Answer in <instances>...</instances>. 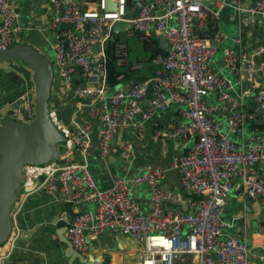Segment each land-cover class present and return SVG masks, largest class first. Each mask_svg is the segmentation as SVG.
Masks as SVG:
<instances>
[{
	"label": "built area",
	"instance_id": "1",
	"mask_svg": "<svg viewBox=\"0 0 264 264\" xmlns=\"http://www.w3.org/2000/svg\"><path fill=\"white\" fill-rule=\"evenodd\" d=\"M140 1L138 14L127 19L129 27L124 31L129 30V37L163 38L165 53L151 59L161 68L152 80L135 81L112 91L106 51L115 24L134 10L133 1L48 0L54 10L49 20L55 32L54 76L73 87L78 108L87 114L85 120L72 118L67 123L54 111H49V117L66 138L68 152L62 158L69 160V153L77 151L82 161L61 164L60 158L44 167L24 166L21 193L10 213L11 231L0 246V264L11 256L23 235L13 208L37 189L49 195L71 189L74 201L95 205L94 210L74 214L66 228L68 243L81 254L87 250L89 236L115 231L132 236L141 245L137 264H182L187 259L191 264L248 263L246 244L238 235L226 233L230 226L223 211L230 192L237 189L246 198L259 201L264 222V134L249 133L246 148L234 141L233 136L244 134L246 113L230 94L227 78L211 69L217 52L212 40L222 34L210 30L208 21L216 19L222 8L233 6L249 22H259L263 37L252 51L261 58L260 64H254L248 51L236 49L224 55L223 63L236 69L239 64L250 75L249 88L255 91L259 108L264 109V0L245 6L240 5L241 0ZM18 19L16 4L0 0V52L22 43L15 29ZM234 42L239 46L241 39L236 37ZM115 56L117 65L127 64V44L117 42ZM75 74L78 80L72 79ZM211 94L215 95L213 105L207 103ZM143 100L146 105L141 104ZM33 102L31 88L14 100L8 117L28 122L34 115ZM172 105L180 107L181 120L157 135L192 142L186 152L172 159L179 190L162 187L159 168L114 176L109 185L100 188L88 168L91 153L107 157L120 132L131 126L141 131L153 113ZM137 118L140 123L135 122ZM93 123L99 125L97 139L93 138ZM120 149L127 159L134 157L130 140L120 141ZM140 185L148 190L147 211L131 193ZM180 202L186 203L187 212L167 206Z\"/></svg>",
	"mask_w": 264,
	"mask_h": 264
},
{
	"label": "crops",
	"instance_id": "2",
	"mask_svg": "<svg viewBox=\"0 0 264 264\" xmlns=\"http://www.w3.org/2000/svg\"><path fill=\"white\" fill-rule=\"evenodd\" d=\"M19 12L16 22V34L22 38V44H29L53 62L52 42L55 32L49 27L54 10L48 0H11ZM253 0H241L240 5H251ZM216 26L222 34L220 39H213L217 52L211 62V69L225 76L232 86L230 94L238 99L246 113L243 121L244 134L233 136L239 147L246 148L247 135L252 132L264 134V109H260L255 98V91L249 88L250 75L237 64L236 68L226 67L224 55L232 50H246L255 65L261 58L252 51L262 40L263 33L259 22H249L236 7L226 6L216 17ZM241 39L235 45L234 39ZM158 45L148 48L165 53L166 47L160 44L161 38H155ZM153 39V40H154ZM152 40V41H153ZM161 66L152 62L149 65H133L132 71L123 73L118 87H126L137 80H152L155 71ZM145 70L142 77H132L131 73ZM256 78L258 76L256 75ZM259 80V78H258ZM33 89L32 72L19 61L0 63V120L8 117L14 100L24 91ZM209 105L215 104V95L207 96ZM146 105V101L141 102ZM49 111H54L61 122L67 123L72 118L85 120L87 114L78 108V99L73 87L55 77L52 82ZM75 111H78L75 114ZM180 107L170 106L165 111H156L146 120L141 131L133 126L123 130L112 144V151L107 157H100L95 151L88 157V168L100 188L109 185L114 176H130L146 169L162 170L161 185L165 189L179 190V176L172 159L175 155L186 152L191 141L175 140L158 136L157 133L170 129L181 120ZM136 123H140L139 118ZM93 138L97 139L99 125L93 123ZM225 128V127H224ZM127 139L134 145V157L127 159L120 149V141ZM81 162L79 152L71 151L69 160L61 158L59 162ZM264 178V169H261ZM133 198L144 211L148 210V190L144 185L135 186L131 190ZM72 190L58 191L49 195L43 189L31 192L23 202H18L15 223L21 228L23 235L18 238L16 246L4 264H137L141 259V245L130 235L115 231H105L89 236L87 250L81 254L67 240V225L74 214L79 211L94 210L95 205L77 202L71 198ZM182 212H187L185 202L167 204ZM13 211V210H12ZM223 219L229 224L227 234L238 235L248 249L247 264H264V222L263 210L257 199L246 198L240 190L230 192L227 205L223 211ZM182 264H191L187 259Z\"/></svg>",
	"mask_w": 264,
	"mask_h": 264
},
{
	"label": "water",
	"instance_id": "3",
	"mask_svg": "<svg viewBox=\"0 0 264 264\" xmlns=\"http://www.w3.org/2000/svg\"><path fill=\"white\" fill-rule=\"evenodd\" d=\"M132 1L134 10L125 15L124 21L115 24L111 42L129 27L127 19L138 14L141 1ZM194 33H199L195 27ZM160 44L166 47L163 38ZM11 61H19L32 72L34 115L28 122L9 117L0 120V246L6 243L11 231L10 213L21 193L24 166L44 167L68 152L65 136L49 117V98L54 79L52 61L29 44L22 43L0 52V63ZM72 79L78 80V74L73 75ZM90 80L94 81L93 78Z\"/></svg>",
	"mask_w": 264,
	"mask_h": 264
},
{
	"label": "trees",
	"instance_id": "4",
	"mask_svg": "<svg viewBox=\"0 0 264 264\" xmlns=\"http://www.w3.org/2000/svg\"><path fill=\"white\" fill-rule=\"evenodd\" d=\"M216 19L214 18H209L208 21V26L210 30H218L216 26ZM133 36H137L138 40L142 42L145 45V48L148 49L150 45L154 44L155 46L158 45V41L154 38L145 39L142 38L140 34H135ZM154 39V40H153ZM153 40V41H152ZM118 42V37L117 35L115 36L114 42L109 43L106 54H107V63H108V69L111 70V72L108 74V81L111 86L115 87L119 85V79H117V76L121 75L122 73H126L129 71H132L133 65H138L141 63V59L138 57V55H135L134 58L129 57L130 53V47L127 44V49H128V63L121 66L116 64V56H115V51H116V43ZM154 50V47L152 48ZM152 49L150 50L152 52ZM149 50V49H148ZM156 54H163L162 51L160 50L159 47H157V51H153L151 55L149 56L148 61L151 62V59L156 55ZM139 81V80H137Z\"/></svg>",
	"mask_w": 264,
	"mask_h": 264
},
{
	"label": "rangeland",
	"instance_id": "5",
	"mask_svg": "<svg viewBox=\"0 0 264 264\" xmlns=\"http://www.w3.org/2000/svg\"><path fill=\"white\" fill-rule=\"evenodd\" d=\"M118 42L127 43L130 47L129 57L134 58L135 55L141 59V65H149V56L151 55V51L145 48V45L138 40L137 36L129 37V30L123 31L117 34ZM145 70L132 72V77H142ZM3 253V252H2Z\"/></svg>",
	"mask_w": 264,
	"mask_h": 264
}]
</instances>
